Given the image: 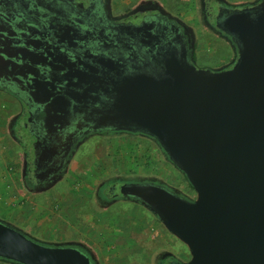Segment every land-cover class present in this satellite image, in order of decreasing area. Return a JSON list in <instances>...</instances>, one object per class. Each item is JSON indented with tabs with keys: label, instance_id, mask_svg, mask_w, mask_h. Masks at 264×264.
Returning <instances> with one entry per match:
<instances>
[{
	"label": "flooded vegetation",
	"instance_id": "af4514ba",
	"mask_svg": "<svg viewBox=\"0 0 264 264\" xmlns=\"http://www.w3.org/2000/svg\"><path fill=\"white\" fill-rule=\"evenodd\" d=\"M262 1L240 7L226 0L199 1L202 27L233 51L232 57L220 62L199 53L194 28L160 0H0V134L19 153L15 162L3 167L9 180L16 183L17 179L25 192L18 200L19 209L4 210L0 220L40 244L76 248L92 264H101L86 232L69 234L71 222L60 218L81 216L87 232L97 231L103 223L109 226L110 218L120 228L127 222L125 227L131 231L129 220L135 211L114 216V208L145 207L122 194L125 184L177 188L150 176L149 183L141 182L143 174L130 179L110 176L84 190L85 206L75 210L78 215L71 211L63 215L65 210L55 202L69 205L71 200L64 195L61 200L56 191L68 178L82 147L96 136L118 131L101 126L97 111L116 101L115 83L149 70L152 57L165 47L182 53L200 69H232L238 52L218 28V19ZM5 150L0 144V160ZM174 263V256L166 253L155 259V264Z\"/></svg>",
	"mask_w": 264,
	"mask_h": 264
},
{
	"label": "water",
	"instance_id": "95a60500",
	"mask_svg": "<svg viewBox=\"0 0 264 264\" xmlns=\"http://www.w3.org/2000/svg\"><path fill=\"white\" fill-rule=\"evenodd\" d=\"M217 26L238 52L232 69H200L165 47L149 70L115 83L116 101L96 120L152 138L196 192L188 201L157 184L121 189L186 245L190 260L174 264H264V0ZM0 260L92 264L79 249L40 244L1 220Z\"/></svg>",
	"mask_w": 264,
	"mask_h": 264
},
{
	"label": "rangeland",
	"instance_id": "374dc122",
	"mask_svg": "<svg viewBox=\"0 0 264 264\" xmlns=\"http://www.w3.org/2000/svg\"><path fill=\"white\" fill-rule=\"evenodd\" d=\"M136 1V0H134ZM174 14H177L186 23L192 26L199 39V53L204 58H221L227 61L233 55L229 44L219 37L205 31L198 19L200 0H160ZM258 0H226L232 6L240 7L249 5ZM232 45V44H231ZM233 48V47H232ZM120 132V134H118ZM132 134V135H131ZM139 134L140 136H135ZM144 136L145 138H142ZM87 141L82 147L81 153L74 160L72 170L68 178L56 191L62 200L64 196L70 198V204L57 201L60 210L71 211L72 215H78L75 210L85 206L82 195L85 191L101 180L110 176L139 177V181L149 183L150 177L161 179L163 182L176 187L171 191L188 201H193L195 196L189 191L192 186L185 176L176 169V166L169 160L161 146L152 138L140 133H130L126 131H116ZM0 144L6 147L4 157L0 160V216L4 210L11 209L17 211L20 207L18 200L25 194L21 189L18 180L16 183L9 180V174L3 165L12 164L18 159L19 153L13 148V143L8 140L5 134H0ZM161 150V151H160ZM95 173L97 175H95ZM132 179V178H131ZM188 181V182H187ZM159 182V183H163ZM161 185V184H159ZM85 190V191H84ZM188 193V194H187ZM189 195L192 198H188ZM17 203V207L16 204ZM19 206V207H18ZM31 209V208H30ZM134 213V219L142 224L148 219L150 226L134 227L131 231L125 226L122 228L108 218L111 222L109 226H103L94 231H84V218L63 217L60 219L69 220L72 228L69 234L76 232L85 233L91 246L98 254L101 264H155V259L161 253L169 255L171 253L177 263H184L190 260V252L186 245L171 235L165 227L152 214L144 211L137 205H120L114 208V216L118 213ZM142 210V211H141ZM148 217V218H147ZM145 218V219H144ZM58 219V218H57ZM2 220V219H1ZM4 222V221H3ZM0 264H10L0 261Z\"/></svg>",
	"mask_w": 264,
	"mask_h": 264
},
{
	"label": "crops",
	"instance_id": "0c3cea01",
	"mask_svg": "<svg viewBox=\"0 0 264 264\" xmlns=\"http://www.w3.org/2000/svg\"><path fill=\"white\" fill-rule=\"evenodd\" d=\"M144 211H147L148 213H150V214H152L156 219H158L159 220V218L158 217H156L153 213H151L148 209H145V208H142ZM142 211V210H141ZM139 211L138 210H135V212L134 213H138ZM134 213H132V219H130L129 220V223L132 225L131 226V228H134V227H140V226H144V224L146 223V225L147 226H150V222H149V220L148 219H145V223L142 221V224L141 223H139V221H136L135 219H134ZM148 218V217H147ZM160 223L164 226V224L160 221ZM119 226H121V225H119ZM124 227V226H123ZM165 227V226H164ZM165 229H166V227H165ZM167 230V229H166ZM168 231V230H167ZM169 232V231H168ZM170 233V232H169ZM171 234V233H170ZM172 235V234H171ZM174 236V235H173ZM175 237V236H174ZM180 241V240H179Z\"/></svg>",
	"mask_w": 264,
	"mask_h": 264
}]
</instances>
